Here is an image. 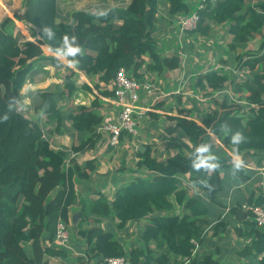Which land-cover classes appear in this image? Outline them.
Returning a JSON list of instances; mask_svg holds the SVG:
<instances>
[{
  "label": "trees",
  "instance_id": "trees-1",
  "mask_svg": "<svg viewBox=\"0 0 264 264\" xmlns=\"http://www.w3.org/2000/svg\"><path fill=\"white\" fill-rule=\"evenodd\" d=\"M120 1L124 3L95 12L75 10L67 20H59L58 0H22L21 12L0 20V264H56L54 259L65 258L66 250L53 243L54 233L58 219L69 222L72 207H77L79 225L91 223L78 234L85 242L84 256L93 264H102L109 257H128L135 264H219L222 256L199 255L197 250L208 230L211 238L223 240L230 228L243 244L226 251L227 255L247 264H264V228H258L250 213L241 208L242 204L263 205L262 191L251 189L244 200H234L235 205L223 216L211 211L212 206L227 207L229 189L238 190L253 180V171L245 166L264 164V0H206L205 8L197 10L200 35H208L211 25L227 26L231 40L226 46L227 59L220 62L233 72L250 73L247 77L214 69L201 73L195 87L205 96L224 91L228 84L236 97L224 93L220 100L212 101V110L195 119H189L190 112L183 109L177 110L178 116L169 115L178 136L192 147L178 145L174 155L158 161L151 156L150 147L143 145V154L136 151V166L148 174L118 187L111 200L100 192L96 199L77 195L74 180L89 179L97 170V161L90 159L82 165L73 161L67 167V153L53 149L44 127L22 110L21 91L27 81L38 75L39 80L44 79L48 68L58 72L56 75L63 71L60 84L31 93V106L52 122V132L59 133L64 121H70L85 136L81 146L72 149L80 152L84 146L94 148L101 138L97 132L103 122L99 97H113L106 85L116 71L124 68L142 82L145 72L161 74L164 69L179 67L177 56L162 57L157 47L161 0ZM162 1L172 23L176 15H187L193 9L192 0ZM15 21L26 27L28 38L17 30ZM260 34L259 49L246 50L250 40ZM44 51L63 55L73 68ZM76 70L93 83L98 95L87 84L75 85ZM80 89L93 99L64 110L65 102L72 101ZM162 107L161 102L154 108ZM165 108V112H173ZM211 135L218 144L209 145ZM232 155L241 156L243 165L234 163ZM186 174L200 196H191L180 187V176ZM104 220L114 221L118 230L128 222L146 220L138 239L142 246L126 253L111 224L101 226Z\"/></svg>",
  "mask_w": 264,
  "mask_h": 264
},
{
  "label": "rangeland",
  "instance_id": "rangeland-1",
  "mask_svg": "<svg viewBox=\"0 0 264 264\" xmlns=\"http://www.w3.org/2000/svg\"><path fill=\"white\" fill-rule=\"evenodd\" d=\"M94 1L95 0H93V2ZM203 1L205 2V0ZM64 2L68 8H71L73 10H87L88 12L96 11L92 5V0H58V13H59L58 19L59 20H66L64 19V17H62L63 15H61L65 13V10L63 9ZM192 2H193V9L191 10L190 13H197V10L200 11L206 6L205 3H202V0H192ZM108 3L111 4L109 5V7L119 6L120 0H110L108 1ZM125 3L127 2L125 1ZM21 5H22V0H2V2H0V20H2L4 16L13 18L14 13L21 12V9H20ZM179 15L181 14H178L173 18L175 19V22L172 23L171 19L168 16L165 3L161 5L160 8H158V12H157L155 36L157 39L156 40L157 47L159 48L161 56L168 57V58L172 56H177L180 60V65L175 70L164 69L163 73L161 74L145 72L146 75L144 74L143 82L145 81L148 83L146 85L149 87L150 93L147 91L145 93L142 90L141 91L138 90L137 94L139 95L140 98H139V101L137 102L138 103L137 105H141V106H144L145 108H151V109L149 111L147 110L143 111V114L139 113V111L134 113L133 119L135 122V126H134L135 133L128 134L126 132H122L121 140H120L121 142L123 137H125L127 138L128 141L135 140L136 145H139V146L147 145L148 147H150V150L152 151L154 157L156 156V158H159V160L161 161H165V159H167L171 153L173 152L176 153L178 151L176 147H175V150L173 149L174 151H171V153L165 152L164 148H163L164 150H161L158 148L153 150L152 148L153 144L151 143V139L153 137L161 138L163 136L165 137L167 141L170 140V141L177 142L178 135L176 132L178 131V128L176 127L174 122L168 119L169 115L178 116L177 110L183 109V110H188L190 112L189 119H195L201 116L203 113L209 112L210 110H212L215 107L212 101L214 99L220 100V98L222 97L224 93L229 92L230 95H232L233 97H236L232 93V90L228 84L225 86L226 89L224 91H218V92L212 93L211 95L212 97L205 96L204 91L200 90L198 86L195 87L199 75L205 71H209L213 69L214 70H225V71H230L231 74H234V72L231 69L232 67H230L226 63L220 62V60L225 61L228 55L226 46H227V43L230 42L229 40L230 36L226 32L227 26L223 24L211 25L209 34L205 36L200 35L199 32L196 31L197 28L194 31L185 33V32L180 31L177 25L176 17ZM15 24H16L17 30H19L23 35H25V38H28L29 34H28L27 29L25 30L24 27L19 26L18 23H15ZM23 30H25L26 33H24ZM262 34H264V27L262 29ZM262 34L255 35L248 43L246 50L257 51L261 43ZM145 60L148 61V58L145 57ZM144 69L145 67L142 68V72L144 71ZM168 73L169 75H167ZM249 73H250L249 70H245V72L241 74L236 73V75H238L239 77H247ZM59 75H63V73ZM48 80L49 79H47V81L45 82H48ZM73 80L74 82H77L79 81V77L75 76L73 77ZM80 80L83 81L82 77H80ZM79 86H82V84H80ZM96 92H97L96 95H98L97 90ZM82 93L84 94V92ZM80 97H82V95H80L79 98ZM79 100L82 101L83 99H79ZM142 100H144V102H142ZM161 102L163 103V107L161 108V110L155 109L154 108L155 105ZM23 103H24V99H23ZM102 103L104 105H109L108 103H104V102ZM68 105L70 107V102L65 103L64 108H66ZM111 105L114 109L111 108L113 110L112 113H109V116L105 117V120L103 123L106 122V119H108V122H113L117 116L119 107L113 104ZM165 107H170V109L173 112L172 113L165 112L164 111V109H166ZM153 109L160 111L162 113L154 112ZM22 110L24 111V107L22 108ZM113 112L115 113L114 117H112ZM30 113H27V116L29 118H31V115H33V113L38 114V112L37 111L34 112V110L30 111ZM151 114H156L157 118L153 117ZM43 117L46 119L45 116ZM43 131L45 134L51 133L53 131V126L48 131L46 130V128H44ZM172 131L175 132L176 134L175 133L172 134ZM211 142L212 141L209 140V145L211 144ZM216 143L218 144V142ZM120 144L121 143H119V146L112 147V148L117 149L115 150L116 158L112 160L113 157L111 156L110 159L107 162H105V165H106L105 171H108V173L112 175L113 177H120L121 174L127 175L128 171L125 172V170L128 169L129 167V171H130L131 168H133L134 166L136 167V163L139 161V158L136 160L137 156L135 157L137 148L136 149L133 148L131 150V153H125L124 150H121V148H119ZM105 149H108V148L106 147ZM68 163L69 162L67 160L66 166H70ZM140 172H142V175H143L142 177H145L147 175L146 174L147 172L144 168H141ZM259 178L261 179L257 184L254 183L256 182L257 177H254L251 182L247 183V187L249 186L248 191L251 190L253 185L254 186L256 185V187L258 186L259 189L262 191V193H264V177H259ZM75 190L77 193L76 188ZM113 193L114 192L112 189L108 191V194L110 196ZM93 194H95L96 198L98 197L96 193H93ZM221 195L222 194L220 193L219 196ZM233 195L243 196L242 190L241 189L236 190L233 193ZM247 195H248V192H247ZM238 198L239 200L243 199L241 197H238ZM75 213L70 215L69 222L67 223L68 233L70 237L69 244L72 243L73 245H76L78 241H80L81 239V237L78 234V230L91 227V223L88 221L86 222L83 221L79 225L78 218H76L75 220L73 218ZM107 225H110V222L106 220L101 222L102 227H105ZM137 227H138V224L131 223V225L128 228L129 229L128 233H126L127 228H125V230L123 231H116L117 237H119L121 240H124L125 243L130 244L132 243L133 240L136 239V236L139 238L140 232H139V229H136ZM49 229H51V227H48V230ZM140 230H141V227H140ZM216 241H217L215 243L216 245H219L223 241L227 243L226 249L228 253H230V251H233L235 248L240 247V245L243 243V240L242 239L240 240L239 237H237V234L233 231L232 228H230V231H228L227 236H225L223 240H218V237H216ZM84 245H85V242H84ZM134 247L135 245L133 247L124 246V249L127 251L125 252L129 253L130 250L133 249ZM67 248L69 249V246ZM222 249L223 248L221 247V244H220L219 250H222ZM77 258L79 259V262H78L79 264H84V261L80 259V256H77ZM238 261L239 260L230 256L229 254L227 255L225 259L220 261L219 264H227L229 262L236 263Z\"/></svg>",
  "mask_w": 264,
  "mask_h": 264
},
{
  "label": "crops",
  "instance_id": "crops-1",
  "mask_svg": "<svg viewBox=\"0 0 264 264\" xmlns=\"http://www.w3.org/2000/svg\"><path fill=\"white\" fill-rule=\"evenodd\" d=\"M108 1H110V0H95L94 2L92 0V5H93L95 10L104 9V8L109 7V5H111L108 3ZM125 1L128 2V0H125ZM0 2H2V0H0ZM120 3H124V2L120 1ZM162 3H163V1L161 0L159 8L162 5ZM63 4H64L63 9L65 10V13H63L61 15H63L62 17H64V19L67 20L68 15L72 11H75V10L68 8L65 5V2ZM100 6H102V7H100ZM21 7H20V9L22 10ZM15 23H19L26 30V27L22 23L17 22V21H15ZM229 40H231V36L229 37ZM44 52L47 55L55 56L64 65L73 68L72 65L67 61V59L63 55L54 54V53L52 54V53H48L46 51H44ZM47 71H48V74L45 75L44 79L39 80V79H41V75H38L37 77L34 78V80H32V81L29 80L25 83L24 88L22 89L21 92H22L23 97H24L23 98L24 99V109L27 110L26 113H30V111H33L32 106H31V100H30L31 93L33 91H35L37 89H45L53 83H56V84L59 83L60 84V80H59L60 75H56V74H58V72H55L52 68H48ZM205 72H203V73H205ZM61 73H63V71L59 72V74H61ZM167 75H169V73ZM76 76L79 77V81H80V82L79 81L75 82V85L78 88H80V86H79L80 84H87L91 88L92 93L97 94L96 90H94V88L92 87L93 83L90 82L82 72L76 70ZM51 77H53V78H51ZM80 77H82L83 81L80 80ZM47 79H49L48 82H45V81H47ZM78 82H79V84H78ZM99 85L102 86V83H100ZM82 92H84V94ZM80 95H82V97L79 98ZM99 98L101 99L100 100L101 102H100V106L98 107V111L103 116V122H104L105 117L106 116L108 117L109 113H112V111H113L112 109H114V108L109 103L111 98H106L103 96H100ZM73 99H74V101H73ZM73 99H72V101L70 100V106H71V104H89V102L93 99V96L88 91H84V90L80 89L77 92L76 96H74ZM79 99H83V100L80 101ZM79 101H80V103H79ZM85 101H87V102H85ZM102 102L108 103L109 105H104ZM142 102H144V100H142ZM65 103H68V102L66 101ZM66 108H69V105ZM63 109H64V105H63ZM153 111L155 112V110H153ZM156 112H160V111H156ZM160 113H162V112H160ZM114 116H115V113L113 112L112 117H114ZM43 118L44 117L41 115L40 112H38V114L33 113V115H31V119H33L34 121H37L40 126L46 128V130L48 131L49 129L52 128L53 124H52V122L47 121L45 118H44V120H45L44 121ZM107 120L108 119H106V121ZM172 122H174V121H172ZM174 133L175 132L172 131V134H174ZM176 133L178 135V131ZM46 135H48L49 141H50L53 149H55L57 151H65L67 153L66 161L68 160L69 165H71L73 163V161L77 165H82L85 161L90 160V159H95L97 161V170L95 172L91 173L89 179H87V180L86 179L74 180L75 188L77 189V193H78L80 198L95 199L96 196L93 193L101 192L109 200H111L112 197L114 196V193L110 196L108 194V191L110 189H112L113 192H115V190L118 187H120L121 185H123V184H125L131 180H134L136 178H139L140 176L141 177L143 176L142 172H140L141 169H138L137 166L136 167L134 166L133 168H131L130 171H129V167H128V169L125 170V172L128 171L129 176H128V174L127 175L121 174L120 177H113L112 175H110L108 173V171H105L106 170L105 169L106 168L105 162H107L111 156L113 157L112 160H114L116 158V154H115L116 151L115 150H117V149L109 147L106 144L105 140H103L102 136L94 148L84 146L83 151H80V152L72 151L73 147L78 148L81 146V142L84 141L85 136L84 135L82 136V134H80L75 129H73L70 121H68V120L64 121L59 133L51 132L49 134L46 133ZM157 135H159V134H157ZM211 137H212V139H211L212 142H211L210 146H212L213 144H217L216 142H218V141L216 140V138L213 135H211ZM120 143L121 144H120L119 148H121V150H124L125 153H131V150L133 148L136 149L137 146H139V145L135 144V140L128 141L127 138H125V137H123V139ZM151 143L153 144V146H152L153 150H155L156 148L161 149V150L165 149V152H169V153H171V151H174L175 147H176V149H178L179 148V147H177L178 145L184 144V146L186 145L189 148L192 147V145L188 142V140L186 138H180L179 136L177 138V142L176 141H170V140L167 141L165 139V137H163V136L161 138L153 137L151 139ZM106 147L108 149H105ZM126 149H128V150H126ZM174 153L175 152L171 153L169 155V157L172 156ZM151 156L154 157L152 151H151ZM135 157H136V155H135ZM137 159H138V157L136 158V160ZM157 159H158V161H161V160H159V158H157ZM232 161L236 164L243 165L242 161H241V156H233L232 155ZM262 165H263V167H259V168L256 167L253 163H250L248 166H245L246 168L253 171L252 177H257L256 182H254L255 184H257L260 181L261 178H259V177H264V164H262ZM146 174H148V172ZM220 175L222 176V173ZM180 180H181V186H180L181 188H186L188 190V193L191 196H195V195L200 196L199 190L190 184L188 174L180 177ZM248 187H247V183H246L245 185H241L240 188H238V189L242 190L243 196L233 195V193L236 190L235 189H229L225 195L226 204L228 206L227 209L226 208L220 209L216 206H212V208H214V209L211 208V211L214 210V212L216 214H222V216L225 215L228 212V209L232 206V204H234V200L239 201L238 197H241V198H243L242 200H244L248 196L247 195V192L249 194ZM256 188L258 189L259 187L258 186L256 187V185L255 186L253 185L251 189H256ZM262 195L264 196V193H262ZM234 196H238V197H234ZM76 209H77L76 207L71 208L70 209V215L75 213V211H77ZM213 222H215V221H213ZM131 223L138 224V227L136 229H139V232L141 233L142 228L145 226L144 223L146 224L147 221L141 220V221L128 222L125 225V227L121 230H117L116 228H114V225H115L114 221L113 222L110 221V224H111L110 226H111V229L114 231L115 236L117 237L116 231H123V230H125V228H127L126 233H128V230H129L128 228L131 225ZM140 227H141V230H140ZM210 231L211 230H208V232L206 234V238L203 241V245H202V247H200L197 250V253L199 255H202L204 253H212L214 258L218 259L220 256H222L224 259L225 257H227V253H226L227 243H225L224 241L222 243H220L221 247L223 249L219 250L220 244L219 245L215 244L217 242L216 237L211 238L212 232L210 233ZM117 238L120 240V242L124 246H127V247H129V246L133 247L135 245L134 248H136V247L142 246V243L138 240L139 238L137 236H136V239L133 240L132 243H130V244L125 243L124 240H121L119 237H117ZM81 239H80V241H78V243L76 245H73L72 243L69 244V249L66 250L67 256L65 258H57V259H54L53 261L55 263L57 262L58 264H79L78 263L79 259L77 258V256H80V259L82 261H84V264H93V260H88L84 256V249L83 248L85 245H84L83 239L82 240ZM153 245H154V242H151L150 246L153 247ZM82 246H83V248H82ZM230 248H232V247H230ZM81 256H83V257H81ZM234 258H235V256H234ZM239 261L242 263L245 262V261H243V259H241ZM244 264H247V263H244Z\"/></svg>",
  "mask_w": 264,
  "mask_h": 264
},
{
  "label": "built area",
  "instance_id": "built-area-1",
  "mask_svg": "<svg viewBox=\"0 0 264 264\" xmlns=\"http://www.w3.org/2000/svg\"><path fill=\"white\" fill-rule=\"evenodd\" d=\"M213 1L211 0V2ZM205 2L202 0V3ZM176 22L180 31L185 33L194 31L199 23V14L197 12L189 13L187 15H179L176 17ZM243 72L245 71L234 73L241 74ZM146 84L148 83L145 81H137L135 78L130 77L124 68H120L116 71L114 78L106 85V89H108L113 95L109 103L119 107V111L113 122H108L107 120L105 123H101V125L97 128V132L100 133L108 146H119L122 132H126L128 134L135 133V122L133 119L134 113L139 111V113L143 114V111H149L151 109L137 105L140 98L137 94L138 90L150 93V89ZM228 94L230 95L229 92ZM252 106L255 107V105ZM241 208L244 212L250 213L251 220L258 228H264V204L261 206H248L243 204ZM69 239L68 225L63 220L58 219L55 226L53 242L55 247L68 250L67 247L69 246ZM102 264L135 263L130 261L128 257H109L105 258L102 261Z\"/></svg>",
  "mask_w": 264,
  "mask_h": 264
},
{
  "label": "water",
  "instance_id": "water-1",
  "mask_svg": "<svg viewBox=\"0 0 264 264\" xmlns=\"http://www.w3.org/2000/svg\"><path fill=\"white\" fill-rule=\"evenodd\" d=\"M140 154H143L145 152V147L144 146H139L136 149ZM74 220L77 218V215H74Z\"/></svg>",
  "mask_w": 264,
  "mask_h": 264
},
{
  "label": "clouds",
  "instance_id": "clouds-1",
  "mask_svg": "<svg viewBox=\"0 0 264 264\" xmlns=\"http://www.w3.org/2000/svg\"><path fill=\"white\" fill-rule=\"evenodd\" d=\"M69 46H71V45H69ZM77 51H79V49L77 48ZM239 136H240V134L239 133H237L236 134V138L237 139H239ZM202 151H204V150H206V147H202V149H201Z\"/></svg>",
  "mask_w": 264,
  "mask_h": 264
}]
</instances>
